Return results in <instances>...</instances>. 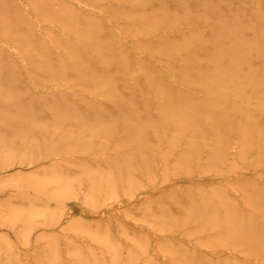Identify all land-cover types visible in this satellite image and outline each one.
<instances>
[{"label":"bare ground","instance_id":"1","mask_svg":"<svg viewBox=\"0 0 264 264\" xmlns=\"http://www.w3.org/2000/svg\"><path fill=\"white\" fill-rule=\"evenodd\" d=\"M80 3L0 0V212L24 244L75 230L39 264H264V0ZM82 194L87 215L64 201ZM5 232L0 264H21Z\"/></svg>","mask_w":264,"mask_h":264},{"label":"rangeland","instance_id":"2","mask_svg":"<svg viewBox=\"0 0 264 264\" xmlns=\"http://www.w3.org/2000/svg\"><path fill=\"white\" fill-rule=\"evenodd\" d=\"M27 1V0H26ZM30 1V0H29ZM77 1V0H76ZM96 2H97V0H81V3L80 4H82V5H88V7L90 6V7H93V6H95L96 5ZM106 2V1H105ZM86 3V4H85ZM114 3V1H112L111 2V4H113ZM31 6H32V4H30ZM31 10H32V12L30 13V16H32V17H35V16H37L39 13L38 12H36L35 10L33 11V9L31 8ZM107 14H108V12L106 13L105 12V16H107ZM23 64H26V65H30L32 62H22ZM28 63V64H27ZM28 65V66H29ZM30 67H32V64H31V66ZM30 67H27V70H25L26 69V67L23 69V71H24V73L26 74L25 75V77H24V82L28 85V86H32V88L35 90V91H37V92H44L43 91V87H40V86H42L41 84H43V83H45V81L44 80H41V79H38V77H36V78H32L31 79V77H28L32 72H34V69L33 68H30ZM27 73H29V74H27ZM33 74V73H32ZM47 81V80H46ZM36 85V86H35ZM39 89V90H38ZM33 95V94H32ZM50 99L49 100H53L54 99V97H49ZM53 98V99H52ZM48 101V100H47ZM9 110H2L1 112H0V117H4L5 115H7V113H8V116H10L11 114L13 115L14 113L13 112H11V111H9ZM19 110H17V112H18ZM6 114H5V113ZM18 113H20L21 114V111H19ZM28 113V112H27ZM22 114H24V112H22ZM4 119L3 118H0V125H3V123L4 122H2ZM57 129H58V127H57ZM55 130V129H54ZM53 130V131H54ZM59 131V130H58ZM4 133H5V131H3ZM46 137V136H45ZM45 141H48L47 140V138L46 139H44ZM65 140V139H64ZM66 142H63L64 144L65 143H67V142H69L70 141V138H66ZM50 142H51V140L49 141V143L48 144H50ZM56 142V141H55ZM52 143V142H51ZM57 144H58V142H56ZM63 146V145H62ZM51 145H49V146H47L46 148H48V151L50 150V152L51 151H53V150H55V148L56 147H52ZM64 147V146H63ZM31 157V156H30ZM33 157H35V155L33 156ZM203 162H205V160H203ZM30 165V164H29ZM211 167H212V165H210ZM163 167H165V165H163ZM160 168H162V167H160ZM210 167L208 166L207 167V171L208 172H206V171H202L205 175H206V177H208V178H211L214 174H216V173H218V172H216V173H214V171H215V168H213V169H210V174H208L209 173V169ZM206 170V169H205ZM213 170V172L211 173V171ZM201 172V171H200ZM201 172V173H202ZM199 172H197V175H200V173L198 174ZM207 173V174H206ZM263 177V178H262ZM207 178V179H208ZM261 184L262 185H264V175H262L261 176ZM169 180H170V178H169ZM168 180V181H169ZM230 184V183H229ZM234 184V183H233ZM227 185V184H226ZM224 186V187H230L231 188V186H232V183H231V186L230 185H227V186ZM85 187H90V185H86ZM193 188V190L195 189V187H192ZM191 188V189H192ZM232 189H234V188H232ZM235 190V189H234ZM242 192V191H241ZM240 191H239V195L241 196H244V198H247L246 196H245V194H242ZM239 196V199L240 200H242L243 198H241ZM69 198V199H68ZM72 198V199H71ZM68 200H70V201H68ZM244 200V199H243ZM64 201H65V203H67V205H69V207H71V209L72 210H74V212L75 213H77V214H90L91 213V209H92V206L90 207V205L87 203V201L85 200V197H83V194H82V196L81 197H67V198H65L64 199ZM75 202H77V203H75ZM202 202V201H201ZM51 205H53V209L55 210V207H56V204H57V200L54 198V199H52V201H51ZM86 205V206H85ZM80 206V207H79ZM82 208V209H81ZM53 209H50L49 208V210H51V213H52V211H53ZM35 210H31L30 212H27L26 214L28 215L27 217H26V221H24L25 222V224L26 223H31V224H33V225H37V222H39L38 224H40L41 226H44V227H54V226H50L51 224L49 223V221H51L50 219H48V218H46L43 214V217H42V215H38L37 213H35L34 212ZM89 211V212H88ZM37 212V211H36ZM86 212V213H85ZM9 213V214H8ZM11 214H12V212H11ZM11 214H10V212H7V213H1L0 212V215H2L3 216V218H0V231L2 232L1 234H3L5 231L7 232H5L8 236H10L9 238L10 239H13L14 240V242H13V240L11 241V243L12 244H10L9 246H11V247H13L12 248V250L15 248V247H17V248H15L14 249V251H12L11 253H13V254H16V252L18 253L19 251H23V253L21 252V254L23 255V257H22V259L20 260V263L21 264H28L27 262H28V259H29V261L31 260V262L32 263H34V264H39V262L37 263V261L39 260V261H41L40 259H34L33 257V254H35L36 252H38L37 254H43L44 255V257H45V254H47V253H45V251H43V250H45L44 249V247L42 248V246H43V240L41 239L44 235H48V236H50V237H58V239L59 240H61V238H69V240H71V241H69L70 243H72V248H71V244L68 246V245H66V247H65V249H64V252L67 250L68 251V249H69V251L71 252H74L73 251V248H74V244H73V241L72 240H74V238H75V230L72 228V227H70V226H68L66 229H63L62 227H59V226H57L56 228H54V229H51V230H49L47 233H45V234H43L42 232L41 233H36V234H32V238H31V240H28L27 238V242H30V244L29 243H23V242H25V241H23L22 239H24L25 240V237H23L22 235H24V234H26L25 233V231L22 229L23 227L21 226L22 224H20V223H17V221H15V220H13V219H11V218H8V215H9V217L11 216ZM30 214V215H29ZM7 216V217H6ZM29 217H30V219H29ZM39 217H41L40 219H39ZM45 218L47 219V220H45ZM51 218V217H50ZM128 218H126V217H123L121 220H123V221H126ZM28 220H29V222H28ZM120 220V221H121ZM31 221V222H30ZM40 221H42V222H40ZM44 221V222H43ZM46 221H48V223H45ZM34 222V223H33ZM7 223H11V225H8ZM12 224H14L15 226H13ZM170 225L172 224V223H169ZM216 224V223H215ZM19 225V226H18ZM182 227V228H181ZM15 228V229H14ZM17 228L19 229V230H17ZM147 228L148 229H152V228H150L149 226H147ZM170 228H172L174 231H175V235H177V237L178 238H181V239H184V240H187L188 242H190V240H191V244L193 243V244H195L196 243V241H195V233H196V235L197 236H200V237H203V233L202 232H200V233H197V230H193V229H189V230H186V227H185V231H184V226H179V224H178V227L177 226H174V225H172V227L170 226ZM175 228V229H174ZM177 228V229H176ZM7 229V230H6ZM13 229V230H12ZM22 231H21V230ZM50 229V228H49ZM69 229V230H68ZM72 229V230H71ZM67 230V231H66ZM74 230V231H73ZM66 231V232H65ZM182 231H184V232H182ZM187 231H188V233H187ZM24 234H23V233ZM51 232V233H50ZM70 232V233H69ZM73 232V233H72ZM176 232H178V233H176ZM190 232V233H189ZM10 233V234H9ZM20 233H22V234H20ZM62 233H65V237L64 236H62V237H59V236H61L62 235ZM152 233L153 234H155V236H156V242H157V244L159 243L160 244V242H162V241H160L161 239L160 238H162L163 239V235L162 236H160L159 235V233H157V232H153L152 231ZM23 237L22 239H21V237H20V235ZM67 234V235H66ZM185 234H188V236L190 237H186V235ZM27 235H28V233H27ZM191 235H193V236H191ZM5 235H3V237H4ZM7 236V237H8ZM19 236V237H18ZM25 236V235H24ZM1 238H0V240H1V242H0V244L2 243V240L6 237H4L3 239H2V236H0ZM18 237V238H17ZM56 237V238H57ZM199 237V239H201ZM73 238V239H72ZM87 238H88V240L89 239H91L92 237L90 236V235H87ZM226 239L227 238V236H222V237H219L218 239L220 240V241H222V239ZM20 240L22 241V242H20ZM64 240V239H63ZM158 240V241H157ZM18 241V242H17ZM195 241V242H194ZM8 242H9V240H8ZM20 242V243H19ZM63 242H66V241H63ZM37 245H36V244ZM198 243H200V242H197L196 243V246H199V244ZM20 244V245H19ZM22 244H23V246H22ZM27 244V245H26ZM28 244H29V247H28ZM35 244V245H34ZM20 247H19V246ZM24 245H25V247L27 248H25L24 247ZM213 245V244H212ZM41 246V247H40ZM10 247V248H11ZM20 249H19V248ZM24 247V248H23ZM69 247V248H68ZM218 247H219V249H218ZM218 247L217 248H215L214 249V251H218V250H222V247L220 246V245H218ZM221 247V248H220ZM0 248H1V246H0ZM38 250H37V249ZM39 248H42V249H39ZM66 248H68V249H66ZM76 248V247H75ZM74 248V249H75ZM29 249H31V250H29ZM36 251H35V250ZM211 250H213V247H211L210 248ZM224 249V248H223ZM2 250V249H1ZM25 250H28V251H31L32 252V254H30L29 253V255L27 254V252L25 251ZM40 250H42L43 251V253H42V251H40ZM9 251H10V249H9ZM16 251V252H15ZM66 251V252H67ZM161 251V250H160ZM163 251V250H162ZM159 252V253H161V254H163V252ZM1 252V251H0ZM65 252V253H66ZM71 252V253H72ZM259 252V251H258ZM2 253V252H1ZM1 253H0V255H1ZM26 253V254H25ZM67 253H69V252H67ZM166 253V252H165ZM250 253V252H249ZM9 255H10V252L8 253ZM26 256H25V255ZM56 255H57V253H55ZM254 253H252L251 255L252 256H255L256 258H254L253 257V260L254 261H257V260H259L261 257H259V255H257V253H255V255H253ZM42 255V256H43ZM58 255H60L59 254V251H58ZM169 255V254H168ZM248 255H250V254H248ZM251 255L249 256V257H251ZM31 256V257H30ZM47 256V255H46ZM27 257H29L28 259H27ZM39 257V256H38ZM40 257H41V255H40ZM165 257V258H164ZM168 257V258H167ZM248 257V258H249ZM27 259V261H25L26 259ZM50 258H51V255H50ZM163 261L165 262L164 264H166L167 262H168V264H173L174 262H173V260H171V257L169 258V256H167V254H166V256L164 255L163 256ZM258 258V259H257ZM24 262V263H23ZM4 263V262H3ZM5 264V263H4Z\"/></svg>","mask_w":264,"mask_h":264}]
</instances>
